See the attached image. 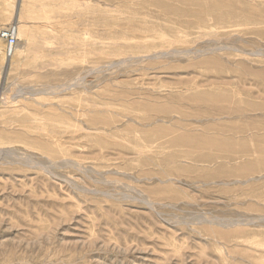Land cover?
<instances>
[{
    "label": "rangeland",
    "instance_id": "374dc122",
    "mask_svg": "<svg viewBox=\"0 0 264 264\" xmlns=\"http://www.w3.org/2000/svg\"><path fill=\"white\" fill-rule=\"evenodd\" d=\"M8 26L0 264H264V0H0Z\"/></svg>",
    "mask_w": 264,
    "mask_h": 264
},
{
    "label": "built area",
    "instance_id": "2783aa9c",
    "mask_svg": "<svg viewBox=\"0 0 264 264\" xmlns=\"http://www.w3.org/2000/svg\"><path fill=\"white\" fill-rule=\"evenodd\" d=\"M0 39L3 40L5 44V56H11L17 40L15 27L8 26L5 29H1Z\"/></svg>",
    "mask_w": 264,
    "mask_h": 264
},
{
    "label": "bare ground",
    "instance_id": "6f19581e",
    "mask_svg": "<svg viewBox=\"0 0 264 264\" xmlns=\"http://www.w3.org/2000/svg\"><path fill=\"white\" fill-rule=\"evenodd\" d=\"M177 141V140H176Z\"/></svg>",
    "mask_w": 264,
    "mask_h": 264
}]
</instances>
